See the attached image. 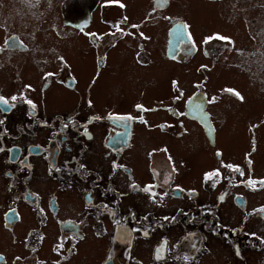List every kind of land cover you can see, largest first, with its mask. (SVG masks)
<instances>
[{"label":"flooded vegetation","instance_id":"1","mask_svg":"<svg viewBox=\"0 0 264 264\" xmlns=\"http://www.w3.org/2000/svg\"><path fill=\"white\" fill-rule=\"evenodd\" d=\"M179 1L0 0V71L16 84L10 93L0 90L8 100L0 104V264H73L91 243H98L95 264L170 263L172 231L182 232L173 263L205 264L221 244L230 251L224 256L227 264H248L250 249L260 254L256 264H264V185L259 183L264 169L258 174L254 158L260 125L247 122L248 149L240 160L227 159L218 146L219 130L228 124L226 110L232 102H245V91L228 84L209 98L199 81L186 93L180 80L185 66L202 73L226 65L249 77V69L238 64L237 51L244 52L230 33L213 30L198 38L188 17L169 11ZM203 1L222 4L219 14L227 22L243 21L251 50L264 32V0ZM154 35L160 37L163 60L182 67L169 78L168 94L151 103L135 99L126 109L118 104L96 109L93 88L112 53L121 51L137 67H148L154 63ZM60 45L69 46L75 58L81 51L92 57L85 85L81 78L87 68L81 66L78 73ZM201 58L204 62L195 64ZM27 63L37 69L36 83L22 78L36 79V71L24 70ZM253 72L260 98L264 66ZM53 85L73 95L64 99L71 102L67 109L61 102L63 108L46 110ZM220 98L228 101L222 105ZM139 130L174 141L200 132L211 167L201 171L195 187L172 181L170 172L176 168L181 174L186 163L180 161V170L174 166L167 139L164 149L143 143L146 165L135 157L130 162ZM96 154L97 160H87ZM145 172L149 179L142 181ZM228 203L236 213L222 215ZM155 236L160 240L151 245ZM140 242L147 245V257L138 254ZM85 259L84 254V264Z\"/></svg>","mask_w":264,"mask_h":264},{"label":"rangeland","instance_id":"2","mask_svg":"<svg viewBox=\"0 0 264 264\" xmlns=\"http://www.w3.org/2000/svg\"><path fill=\"white\" fill-rule=\"evenodd\" d=\"M132 5V0H128ZM140 2H145L146 0H139ZM222 4L218 2H213V4H208L203 0H180L179 2H174L171 4L169 11L179 12L182 15L188 17L190 29L192 32L198 33V38L201 34L209 33L213 30H219L222 32L230 33L235 35L236 40L238 41V47L244 52L241 54L237 51V56L239 57L238 64L241 63L249 69V77L246 75L241 77L234 69H225L226 65H221L217 67L214 71H205L202 73H197L195 68H188L186 66L184 69L180 66L172 65L171 63L163 60L160 51L158 49V42L160 37L154 35V39L151 41L154 45L153 57L154 63L148 67H137L131 56L122 53L121 51H114L112 53V59L108 69L104 71L103 76L99 79V82L94 85L93 88V97L95 100L96 109H103L104 107H112V105L118 104L120 109H126L128 104L137 99H142L145 102L151 103L154 99H160L164 96V93L169 92V78L173 75H178L180 69H182V77L180 80L184 82V86L187 91L190 92L196 87L193 84L199 81L201 87L200 89H207V95L209 98L218 96L220 89L229 87L228 84L240 86L244 89L246 94V101L243 103L232 102L231 107L227 108L226 119L227 125H222L219 130L218 146L223 149L224 155L227 159L231 160H240L244 150L248 149V136L246 132L247 122L258 123L259 126V145L256 153L254 154L255 158V170L258 174H261L262 169H264V94L260 95V98H256L259 89L253 87L256 84V74L254 70L264 66V32L260 35L259 40H254L250 49L246 46V36L245 30L243 27V21L240 22H227L220 14ZM219 7V8H218ZM142 14L139 12V16ZM134 16V15H133ZM234 24L241 30L239 35L235 34L233 29ZM234 32V33H231ZM241 33V34H240ZM206 37H203V41ZM202 41V43H203ZM255 43V44H254ZM58 45V44H57ZM70 59L71 64L74 69L80 73V67L85 66L87 68L86 72L82 74V85H85L87 79L92 73V57L89 54H84L83 51L76 52L75 58L72 51L69 50V46L65 47L64 45L58 46ZM203 57V56H202ZM122 60V64L120 61ZM204 62V59H194L195 64L197 62ZM25 69H32L36 71L35 81L28 79L24 74L22 78L24 81H30L36 83L38 80V72L34 65L27 63L24 65ZM208 76L207 82L204 83L200 81ZM6 72L0 71V90L5 89L6 92L10 93L16 88V84L8 78ZM139 79V81H135ZM144 81H150L149 84H145ZM7 82V83H6ZM198 84V83H197ZM264 84V81H263ZM256 90V91H255ZM168 92L165 94L167 95ZM255 94V95H254ZM73 98V95L70 92L63 90L57 85H53L49 92L46 93V110L51 112L56 111L57 109L64 108L67 109L70 106V103L65 102L64 99ZM228 100L220 98L218 102L222 105ZM219 104V108H221ZM214 109V112L217 113V108L214 105L211 107ZM213 112V110H212ZM153 132V131H152ZM152 132H141L137 134L135 139V148L131 152L128 159L133 163L132 158L135 157L138 161L146 165V158L144 155L145 147L154 146L155 148L159 145L157 149H164V146L161 144L166 141L167 136L159 135L157 133L152 135ZM171 145L169 148V158L174 166L180 167V161L184 160L186 167L181 168V174L176 168L173 169L174 173L170 172L174 182L179 183L182 186L188 188L195 187L198 184L201 171L211 167V155L210 149L206 146V142L200 132L194 131L186 134L180 141H174L172 138L167 139ZM97 144L94 143V149L96 151ZM99 155H88L87 160L94 162L98 159ZM94 165L95 163H90ZM142 165V164H141ZM173 166V167H174ZM180 170V169H179ZM143 180L149 179L147 172L145 174H140ZM178 175V176H177ZM235 212L233 206L228 203L225 205L222 215L225 213ZM182 232L178 235L177 232H170L171 243H172V254L169 256L168 260L170 263L164 264H176L173 263L174 251L176 250V243H178ZM159 236H155L154 242L151 245H156L160 239ZM47 242H50L49 240ZM151 241L148 243L150 244ZM98 243H91L84 246L81 249L78 260H74L73 264H84L81 262L83 260V255L85 254V264H95V259L98 254L97 249ZM182 248V246H181ZM146 250H148L147 245H143V242H140L138 245V254L139 256L147 257ZM230 254L229 248L227 246L214 247L213 253L206 256L205 264H227V259L225 255ZM260 254L254 250L250 249V254L248 256V264H256L258 256ZM224 257V259H222Z\"/></svg>","mask_w":264,"mask_h":264},{"label":"snow or ice","instance_id":"3","mask_svg":"<svg viewBox=\"0 0 264 264\" xmlns=\"http://www.w3.org/2000/svg\"><path fill=\"white\" fill-rule=\"evenodd\" d=\"M135 27V26H134ZM186 27V26H185ZM213 38H217V39H222V40H224V39H227V38H224V37H220V36H218V35H216V36H214ZM208 39H211V38H206V41L205 42H207V40ZM7 43V42H6ZM50 75V74H49ZM17 98L14 96V97H12V100H16ZM28 103L29 104H31V101H28ZM0 104H2V105H8V100H6V99H4L3 97H0ZM139 107V106H138ZM121 119H125V118H121ZM127 119H131L130 117H128ZM0 150H2V149H0ZM236 171H239V169L237 168L236 169ZM241 175H243V173H241ZM253 183H255V182H253V181H249V184H253ZM260 184H262V185H264V181H260L259 182ZM145 192H150V187H145L144 189H143ZM152 195L153 196H155V193H152ZM260 211H264V209H261ZM195 247V246H194ZM158 258H162V257H158ZM3 258L2 257H0V260H2ZM19 259V258H18Z\"/></svg>","mask_w":264,"mask_h":264}]
</instances>
